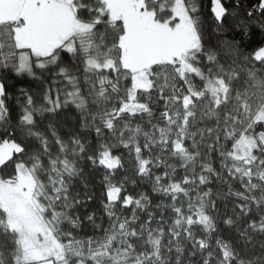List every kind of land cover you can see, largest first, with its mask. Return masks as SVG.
<instances>
[{"label":"snow or ice","instance_id":"1","mask_svg":"<svg viewBox=\"0 0 264 264\" xmlns=\"http://www.w3.org/2000/svg\"><path fill=\"white\" fill-rule=\"evenodd\" d=\"M208 2L0 0V264H264V0Z\"/></svg>","mask_w":264,"mask_h":264},{"label":"trees","instance_id":"2","mask_svg":"<svg viewBox=\"0 0 264 264\" xmlns=\"http://www.w3.org/2000/svg\"><path fill=\"white\" fill-rule=\"evenodd\" d=\"M201 5H202V10L204 12V14L206 16L210 15L209 9H210V4L208 2V0H201ZM102 179V173L97 175L95 177V180L97 181V183Z\"/></svg>","mask_w":264,"mask_h":264}]
</instances>
